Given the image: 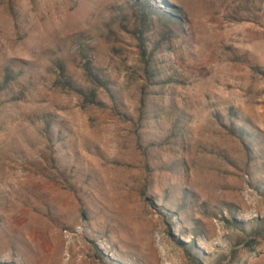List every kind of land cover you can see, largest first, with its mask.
<instances>
[{
    "label": "rangeland",
    "instance_id": "1",
    "mask_svg": "<svg viewBox=\"0 0 264 264\" xmlns=\"http://www.w3.org/2000/svg\"><path fill=\"white\" fill-rule=\"evenodd\" d=\"M0 264H264V0H0Z\"/></svg>",
    "mask_w": 264,
    "mask_h": 264
}]
</instances>
